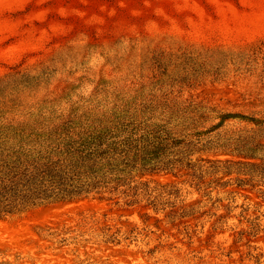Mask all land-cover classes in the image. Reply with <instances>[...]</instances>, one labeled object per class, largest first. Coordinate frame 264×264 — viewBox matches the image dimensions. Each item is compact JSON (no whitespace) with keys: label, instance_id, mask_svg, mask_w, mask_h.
I'll return each mask as SVG.
<instances>
[{"label":"rangeland","instance_id":"obj_1","mask_svg":"<svg viewBox=\"0 0 264 264\" xmlns=\"http://www.w3.org/2000/svg\"><path fill=\"white\" fill-rule=\"evenodd\" d=\"M251 117L264 120V0H0V124L119 123L166 128L180 139L198 133L193 163L220 160L246 172L218 173L232 185L211 193L196 189V169L186 162L142 172L152 198L223 215L250 209L264 224V183L236 180L253 175L248 163L264 160V127ZM118 198L91 194L0 219V264H160L132 243H103L81 226L105 214L140 222L150 211L145 200ZM156 219L164 218L153 215L150 224L172 231ZM254 241L264 252V234Z\"/></svg>","mask_w":264,"mask_h":264},{"label":"trees","instance_id":"obj_2","mask_svg":"<svg viewBox=\"0 0 264 264\" xmlns=\"http://www.w3.org/2000/svg\"><path fill=\"white\" fill-rule=\"evenodd\" d=\"M251 119L264 127L261 117ZM118 124H0V219L41 205L108 193L126 197L127 205L145 200L150 211L140 216V222L130 224L107 214L102 219H82L81 226L103 243L127 241L160 264H264V252L254 241L264 234V224L259 217L248 216L250 209L238 216L232 210L224 215L218 210L200 212L201 206L185 204L179 198H152V191L138 180L142 172L173 170L186 162L196 169V189L211 193L232 185V178L219 181L218 173L232 175L245 170L238 169L237 163L226 165L220 160L201 158V163H193L189 155L196 152L198 133L180 139L166 128L128 129V124ZM248 165L255 168L253 175L236 180L264 183V160ZM206 177H211L210 181ZM153 215H162L164 219L156 221L165 220L172 231L150 224ZM233 217L236 222H230ZM206 225L210 233L202 239Z\"/></svg>","mask_w":264,"mask_h":264}]
</instances>
